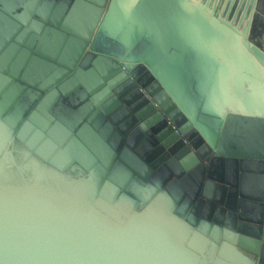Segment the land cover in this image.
Segmentation results:
<instances>
[{
    "label": "water",
    "instance_id": "1",
    "mask_svg": "<svg viewBox=\"0 0 264 264\" xmlns=\"http://www.w3.org/2000/svg\"><path fill=\"white\" fill-rule=\"evenodd\" d=\"M255 19L264 0H0V264H264Z\"/></svg>",
    "mask_w": 264,
    "mask_h": 264
},
{
    "label": "crops",
    "instance_id": "2",
    "mask_svg": "<svg viewBox=\"0 0 264 264\" xmlns=\"http://www.w3.org/2000/svg\"><path fill=\"white\" fill-rule=\"evenodd\" d=\"M253 32V35H252ZM253 38L257 39L260 43L259 46L264 47V21H260V19H255L251 28V35Z\"/></svg>",
    "mask_w": 264,
    "mask_h": 264
},
{
    "label": "rangeland",
    "instance_id": "3",
    "mask_svg": "<svg viewBox=\"0 0 264 264\" xmlns=\"http://www.w3.org/2000/svg\"><path fill=\"white\" fill-rule=\"evenodd\" d=\"M252 35H253V32H252ZM251 39H252L253 41H257L258 43H260L257 39L253 38L252 36H251Z\"/></svg>",
    "mask_w": 264,
    "mask_h": 264
},
{
    "label": "flooded vegetation",
    "instance_id": "4",
    "mask_svg": "<svg viewBox=\"0 0 264 264\" xmlns=\"http://www.w3.org/2000/svg\"><path fill=\"white\" fill-rule=\"evenodd\" d=\"M140 81H141V80H140ZM137 86H140L139 83H137ZM137 86H136V87H137ZM138 88H139V87H138ZM140 97H142V96L140 95ZM146 105H147V104H146ZM164 119H165V117H163V120H164Z\"/></svg>",
    "mask_w": 264,
    "mask_h": 264
}]
</instances>
